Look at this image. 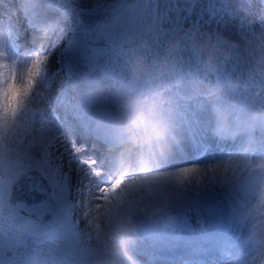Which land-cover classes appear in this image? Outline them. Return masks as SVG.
<instances>
[{
	"label": "snow or ice",
	"instance_id": "snow-or-ice-1",
	"mask_svg": "<svg viewBox=\"0 0 264 264\" xmlns=\"http://www.w3.org/2000/svg\"><path fill=\"white\" fill-rule=\"evenodd\" d=\"M49 3L59 9L61 18L38 23L37 27L39 31L50 30L55 40L61 35L67 38L74 28L95 22L96 18L83 13L97 10L110 13L106 22L85 33V39L93 55L109 49L117 54L118 67L112 78L119 86L127 84L123 49L134 39L158 53L173 37L183 34L187 38L201 29H216L231 36L264 31V16L252 22L236 9L232 0H109L96 5L49 0ZM19 6L28 16L36 9L35 0H19ZM241 7L264 14V0L244 2ZM100 41L106 42V47H101ZM247 65V50L242 49L230 72L239 75L246 94H252V89L258 87L260 91L255 95L264 102V79L252 80L250 73L246 79ZM50 71L48 47L37 51L22 68L18 63H5V58L0 57V164L5 153L7 158L4 174L0 175V200L7 196L15 208L24 207L21 201H26L28 211L37 217L52 213L63 222L77 225L81 223L77 218L80 216L84 225L86 209L92 201L111 205L107 157L103 143L70 114L69 109L80 111L79 106L73 104L69 94H58L64 87L63 74L47 81L46 73ZM188 71L191 73V64ZM105 97L115 103L114 96L105 91L100 92L97 102L102 103ZM181 99L190 101L183 95ZM232 111L230 123L217 117L213 126L208 120L209 108L190 101L184 107L182 136L214 148L213 134L222 140L243 135L245 141L240 151L207 166L188 164L173 172L127 179L131 184L195 179L205 185H238L243 192L241 203L249 228L248 241L255 253L246 264H264V120L249 116V109L244 106H233ZM14 234L9 230L5 241L10 248L18 243ZM71 240L72 255L58 257V264H69L84 256L80 252L81 240L92 244L85 231L73 232ZM234 264L241 262L237 260Z\"/></svg>",
	"mask_w": 264,
	"mask_h": 264
},
{
	"label": "clouds",
	"instance_id": "clouds-1",
	"mask_svg": "<svg viewBox=\"0 0 264 264\" xmlns=\"http://www.w3.org/2000/svg\"><path fill=\"white\" fill-rule=\"evenodd\" d=\"M108 2L71 0L73 5ZM244 2L251 4L253 0H232L246 19L256 22L264 16L252 8H242ZM55 38L47 28L37 34L42 49ZM242 49L247 50L245 78L250 73L252 80L264 79V31L231 36L216 29H201L187 38L183 34L173 37L158 53L149 51L138 39L125 46L122 59L127 84L120 86L121 96L115 103L104 98L94 121L107 138L101 143L107 157L108 195L112 202L106 205L94 200L89 204L83 228L94 248L69 264H140L132 251L139 233L137 214L164 227L171 222L174 193L169 186L177 182L131 184L127 178L157 173L160 163L182 138L186 103L206 105L214 120L220 117L226 124L233 119V106H244L249 109V116L264 120V102L255 95L260 91L258 87L252 89V94L237 95L242 81L230 68ZM5 56L0 52V57ZM5 63L10 64L6 59ZM181 95L190 101L181 99ZM6 164L5 153L0 175ZM121 178L125 179L117 183ZM31 226L29 218L17 216L12 200L7 196L0 200V264H19L5 241L9 230L22 236ZM27 264L40 261L33 259Z\"/></svg>",
	"mask_w": 264,
	"mask_h": 264
},
{
	"label": "bare ground",
	"instance_id": "bare-ground-1",
	"mask_svg": "<svg viewBox=\"0 0 264 264\" xmlns=\"http://www.w3.org/2000/svg\"><path fill=\"white\" fill-rule=\"evenodd\" d=\"M15 4L14 6L17 7L19 12H21V15L19 17L18 22L22 23L24 19H31V22L33 21L32 26L29 28L25 26V29L23 31L21 30L20 33L15 32V27L13 26L14 18L12 15H9V6ZM86 6V5H85ZM18 14V12H15V16ZM47 16L49 18H47ZM46 17V18H43ZM59 9L56 8H49L47 5H44L41 12L37 13L34 12L32 16H28L25 14L22 10V8L19 6V1L16 0H0V33H4V26H3V20L5 19V22L7 21L8 24L11 22V28L13 30L14 34H10L8 36V39L4 42L0 38V50L4 48V53H6L5 59L13 64H17L22 68L34 55L36 49L40 50V46L34 47V49L31 50V48L38 44L37 40V34L39 32V29L37 27L38 23H48L55 19H60ZM7 25V23H6ZM17 35L21 36V38H16ZM69 40H65V37L63 35L60 36L58 40H54L51 45H47L49 55L51 57V71L47 73V81H50L53 79L58 73H62L64 77V87L59 90L58 94H62L63 90L70 89L71 87V81L65 79L67 74H65V70H63V67H58V64L62 62V58H55L60 56L61 54H64L67 59V71H78L82 67H88L89 70V76L97 77L96 73L103 72L104 71V64L106 62L105 56L100 57L98 60L93 62H84L85 61V51L83 46V40L82 35L80 32V28L73 29V33L68 36ZM63 40L66 42V44L63 46L62 49L58 48V45L60 42L62 43ZM24 44V45H23ZM32 46V47H30ZM74 75V74H72ZM43 80V79H42ZM47 81H45V87L48 86ZM98 88V87H97ZM82 89L83 92H85V96L89 97L90 100H97V98L100 96L101 91L109 92L111 93L115 101H118L121 94V89L117 88L115 85H109V86H100L98 89ZM114 90V91H113ZM246 94L244 90L241 89L237 95H244ZM73 115V114H71ZM209 115V113H208ZM76 118V114L73 115ZM182 143L185 145V151L183 152L180 148H177V144H175L169 153L168 156H166L163 161L160 163L159 166H165L169 165L172 168L168 171L162 170L158 171L160 173H167V172H173L176 169L186 166L188 164H197L200 166H207L209 164L216 163L220 161L221 159L226 158L229 154L236 153L240 151L241 147L243 146V143L245 140L240 139L239 137H234L231 139H228L230 143H235V149L232 148V150L228 151L227 148L220 147L219 145L217 148H213L210 145H203L199 142L193 141L191 139H185L183 136L180 139ZM206 148L209 151H207V155L205 156H197L198 153L201 152V150ZM237 149V150H236ZM236 150V151H235ZM171 191L174 193V199L172 206L180 205V204H189L199 201H208L218 204L220 208L222 209L223 214L225 215V222L227 220H230V224H232L235 227V235H240V239H242V243L247 246L249 254L252 258V256L255 255L253 246L248 241V223L245 220V212L242 207V200H243V192L241 188L236 184H200L195 181V179L185 182H177L174 183L170 187ZM17 216L20 217L21 215L18 214ZM24 217V216H23ZM27 218H29L27 216ZM78 219H80L81 223L80 225L70 223V222H63L59 219L58 223L61 225L62 229L60 230L61 233L53 234L50 237L53 238L57 236L58 238H62L63 241L61 242V246L65 249L68 247H72V250L67 249V256L70 257L73 253V243L71 240V234L73 232H84L83 228V220L82 217L78 216ZM30 219V218H29ZM137 222H146L147 219L143 216L137 214L136 216ZM31 220V219H30ZM32 226L31 228L34 230L35 235H32L30 237L31 239L35 240H41L40 233L41 229L38 228V223L31 220ZM64 232V233H62ZM26 235H28V232L25 233L22 236H17L14 234V239L17 241L21 238L25 239ZM168 240L169 244L174 246V248H178L179 250H184L187 247H189L193 243H197L199 241H205L208 238H195L194 241L189 244L187 242H184V240L180 241L182 243L175 242L173 240V237L170 236H155L152 235V237H148L147 234H143L142 232L138 233L137 240L135 244L133 245L132 251L135 256V258L140 262V264H143V256L140 253L141 246L143 247H156L159 246V243L161 240ZM239 239V238H238ZM28 240V239H27ZM65 242V243H64ZM138 244H141L139 247ZM29 246L28 245H21L20 240L16 244L14 248H11L13 251V255L18 260L19 264H27L28 261H25L22 257L24 253L29 252ZM94 245L85 243L83 240L80 242V249L82 250L81 253L86 256L89 253L93 251ZM86 249V251H85ZM219 252V251H218ZM225 253L221 252L220 254L216 255V252L211 253H198L195 255H187L185 260L189 261L190 264H234V260H219L223 257ZM140 256V257H139ZM208 258H212L211 262H205L203 261L208 260ZM217 259V261H215ZM179 262V261H177ZM40 264H44L43 262H40ZM244 264V263H242Z\"/></svg>",
	"mask_w": 264,
	"mask_h": 264
},
{
	"label": "rangeland",
	"instance_id": "rangeland-1",
	"mask_svg": "<svg viewBox=\"0 0 264 264\" xmlns=\"http://www.w3.org/2000/svg\"><path fill=\"white\" fill-rule=\"evenodd\" d=\"M49 0H46V1H42L41 0V2H39V3H42V4H44L45 2H48ZM47 4H49V3H47ZM12 10H14V12L15 11H17V9H15V8H13V7H11V14L13 15V17H15L14 18V23L13 24H15V27H16V31L18 32L19 30H22L23 31V26H22V24L20 23V22H18V17H16V16H14V13L12 12ZM11 26V25H10ZM10 26H8L7 28H6V31H5V35H3V37H2V39L4 40L5 38H6V36H8V34L10 33ZM75 29V28H74ZM80 31H81V34L83 35V41H84V34H83V27H80ZM21 38V37H20ZM65 40H69V38L67 37V38H65ZM66 44V42L63 40V42L61 43L60 42V44L58 45V48L59 49H62L63 48V46ZM84 51H85V55H86V61H94V60H97V58L96 59H93L91 56H90V54H89V52L87 51V49H86V47H85V42H84ZM2 52V51H1ZM105 56H106V62H105V64H104V71L103 72H101V73H103V77H102V79L99 81V84H101L102 85V81L103 82H105V83H103V85H110V84H115V85H117L119 88H121L120 86H119V83L116 81V80H114L113 78H112V75H113V73L114 72H116L117 71V67H118V58H117V54L115 53V52H113V51H109L108 53H105L104 54ZM55 58H62V63L59 65L58 64V66L60 67V66H62V67H67V61H66V56L64 55V54H61L60 56H58V57H56V55H54V59ZM83 68V67H82ZM82 68H80V73H79V75L80 76H82L83 74H81V72L82 71H84L86 68H84L83 70H81ZM101 73H98V75H101ZM80 76H78V78H80Z\"/></svg>",
	"mask_w": 264,
	"mask_h": 264
},
{
	"label": "water",
	"instance_id": "water-1",
	"mask_svg": "<svg viewBox=\"0 0 264 264\" xmlns=\"http://www.w3.org/2000/svg\"><path fill=\"white\" fill-rule=\"evenodd\" d=\"M82 15H85V16H88V17H93V18H96L95 19V22L93 23H90L88 25H86V32L88 31H92V30H95L100 24L104 23L107 21V19L109 18L110 16V13L109 12H101V13H94V14H82ZM100 46L101 47H106V42L104 41H100L99 42ZM110 50V49H109ZM105 52V51H104ZM101 54V53H100ZM93 55V54H92ZM94 57H97L99 56V54H96V55H93Z\"/></svg>",
	"mask_w": 264,
	"mask_h": 264
}]
</instances>
